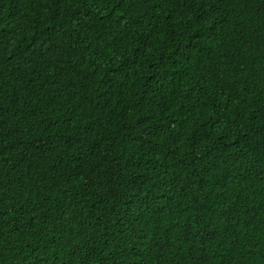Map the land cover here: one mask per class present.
I'll use <instances>...</instances> for the list:
<instances>
[{
	"label": "trees",
	"instance_id": "trees-1",
	"mask_svg": "<svg viewBox=\"0 0 264 264\" xmlns=\"http://www.w3.org/2000/svg\"><path fill=\"white\" fill-rule=\"evenodd\" d=\"M0 264H264V0H0Z\"/></svg>",
	"mask_w": 264,
	"mask_h": 264
}]
</instances>
